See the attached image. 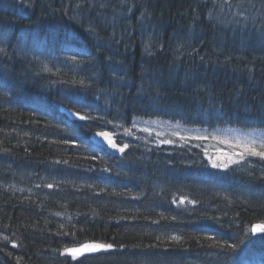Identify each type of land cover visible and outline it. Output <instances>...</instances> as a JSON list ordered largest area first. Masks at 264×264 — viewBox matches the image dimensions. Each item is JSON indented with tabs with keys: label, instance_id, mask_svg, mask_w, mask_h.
Returning <instances> with one entry per match:
<instances>
[{
	"label": "trees",
	"instance_id": "1",
	"mask_svg": "<svg viewBox=\"0 0 264 264\" xmlns=\"http://www.w3.org/2000/svg\"><path fill=\"white\" fill-rule=\"evenodd\" d=\"M0 38V264H264V159L129 133L264 131V0H0Z\"/></svg>",
	"mask_w": 264,
	"mask_h": 264
},
{
	"label": "rangeland",
	"instance_id": "2",
	"mask_svg": "<svg viewBox=\"0 0 264 264\" xmlns=\"http://www.w3.org/2000/svg\"><path fill=\"white\" fill-rule=\"evenodd\" d=\"M129 130L130 135L134 136L133 134L137 133L144 141H152L157 145H171L175 144V142H184L188 139L205 140L204 152L207 160L213 165L227 164L228 166L239 160L236 155H233L241 151L240 148L235 146L236 138L251 136L259 139L260 137H264V131L262 130L228 128L218 131H206L203 129L184 127L177 123L158 118L139 120L133 125V129ZM230 155L233 160L231 163L228 161Z\"/></svg>",
	"mask_w": 264,
	"mask_h": 264
},
{
	"label": "snow or ice",
	"instance_id": "3",
	"mask_svg": "<svg viewBox=\"0 0 264 264\" xmlns=\"http://www.w3.org/2000/svg\"><path fill=\"white\" fill-rule=\"evenodd\" d=\"M2 51V49H0ZM98 135L103 136L105 140L113 147L116 148L117 145L114 143L112 139V134L108 132H100ZM184 139V137H182ZM162 142H171V141H162ZM235 146L240 148L241 151L239 153H234L239 160H243L246 156H259L264 159V137H260L259 139L253 138L251 136H245L243 138H236ZM125 148L127 145L124 146ZM120 151H124V148H120ZM229 163L233 162L232 156L228 157ZM218 167H227V164L214 165ZM51 187V185H49ZM251 232H264V223L255 224L251 228ZM173 239H177L173 237ZM221 247H232L235 248L236 245H220ZM113 245L111 244H102V243H83L79 247L66 249L67 252L71 253L73 257L80 255L82 253L98 251V250H107L111 249Z\"/></svg>",
	"mask_w": 264,
	"mask_h": 264
},
{
	"label": "water",
	"instance_id": "4",
	"mask_svg": "<svg viewBox=\"0 0 264 264\" xmlns=\"http://www.w3.org/2000/svg\"><path fill=\"white\" fill-rule=\"evenodd\" d=\"M59 109L70 120H82L83 119V116L75 113L74 111H72L69 108H66L64 106H60ZM100 132H108V133L112 134V139H113L114 143L117 145V147L116 148H113L107 142V140H105V138L103 136L98 135V133H100ZM90 141L92 143H94L95 145H97L99 148L105 150L108 154L110 153V154H112L114 156H117L118 154H120L122 152V151H120V148H123V147L116 142V140H115V134L112 133V132H110V131H95V132H93V133L90 134ZM95 243H97V242H95ZM91 252H96V251H91ZM91 252L82 253L80 255H84V254L91 253Z\"/></svg>",
	"mask_w": 264,
	"mask_h": 264
},
{
	"label": "bare ground",
	"instance_id": "5",
	"mask_svg": "<svg viewBox=\"0 0 264 264\" xmlns=\"http://www.w3.org/2000/svg\"><path fill=\"white\" fill-rule=\"evenodd\" d=\"M78 9H79V11L81 12V13H86V11H87V9H86V7L85 6H82V5H79L78 6ZM65 34L66 35H69V34H71V35H76V34H79V32L76 30V29H73V28H70V29H68L67 31H65ZM46 38H48V39H50V40H57V39H59V36L60 35H56V34H54V33H52V32H50V31H46L45 32V35H44ZM3 43V40L0 38V45ZM1 78L2 79H4L5 80V82H6V84H16V79L14 80L13 78L11 79V78H8V76H6V75H1ZM14 78H16V77H14ZM59 111L61 112V110L59 109ZM62 113V112H61ZM83 119H84V117H83ZM82 119V120H83ZM93 132H95V131H93ZM93 132H91V133H93ZM89 139H90V135H89ZM119 145H121V144H119ZM123 148H124V150H125V147L123 146V145H121ZM124 151H122L120 154H118L117 155V157H119L120 155H122V153H123ZM110 154V153H109ZM110 155H112V154H110ZM112 156H114V155H112ZM255 224H258V223H254L253 225H255ZM252 225V226H253ZM252 226H251V228H252ZM86 242H88V243H95V242H97V243H101V242H99V241H92V240H82V241H80V242H77V243H75V244H71V245H68L67 246V248L66 249H70V248H76V247H79L80 245H82L83 243H86ZM103 244V243H102ZM102 251H104V250H99V251H96V252H102ZM96 252H91V253H96ZM68 253V252H67ZM71 257H72V259H78V258H81L82 256H84V255H87V254H90V253H87V254H84V255H77V256H75V257H73V255L71 254V253H68Z\"/></svg>",
	"mask_w": 264,
	"mask_h": 264
}]
</instances>
